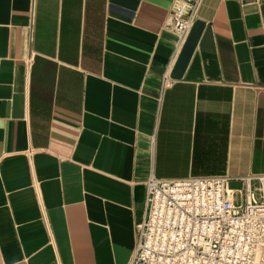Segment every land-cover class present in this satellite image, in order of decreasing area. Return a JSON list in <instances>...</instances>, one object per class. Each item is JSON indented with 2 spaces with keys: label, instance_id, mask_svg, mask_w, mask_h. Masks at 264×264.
<instances>
[{
  "label": "crops",
  "instance_id": "crops-1",
  "mask_svg": "<svg viewBox=\"0 0 264 264\" xmlns=\"http://www.w3.org/2000/svg\"><path fill=\"white\" fill-rule=\"evenodd\" d=\"M174 2L0 0V264H130L151 175L264 199V0Z\"/></svg>",
  "mask_w": 264,
  "mask_h": 264
},
{
  "label": "built area",
  "instance_id": "built-area-1",
  "mask_svg": "<svg viewBox=\"0 0 264 264\" xmlns=\"http://www.w3.org/2000/svg\"><path fill=\"white\" fill-rule=\"evenodd\" d=\"M198 1L175 0L166 26L178 39ZM165 80L164 75L163 86ZM252 180L241 177L231 188L227 176L151 175L130 264H264V199H257Z\"/></svg>",
  "mask_w": 264,
  "mask_h": 264
},
{
  "label": "rangeland",
  "instance_id": "rangeland-1",
  "mask_svg": "<svg viewBox=\"0 0 264 264\" xmlns=\"http://www.w3.org/2000/svg\"><path fill=\"white\" fill-rule=\"evenodd\" d=\"M230 187H231V188H237V187H238V184L235 183V182H231V183H230ZM234 201H235L236 203L239 201V197H238L237 194L234 196Z\"/></svg>",
  "mask_w": 264,
  "mask_h": 264
}]
</instances>
